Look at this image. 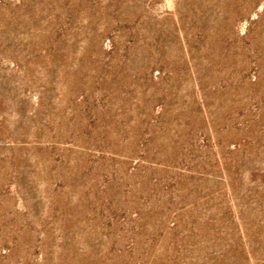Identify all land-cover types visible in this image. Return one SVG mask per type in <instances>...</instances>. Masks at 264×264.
I'll return each instance as SVG.
<instances>
[{"label":"rangeland","instance_id":"obj_1","mask_svg":"<svg viewBox=\"0 0 264 264\" xmlns=\"http://www.w3.org/2000/svg\"><path fill=\"white\" fill-rule=\"evenodd\" d=\"M0 264H264V0H0Z\"/></svg>","mask_w":264,"mask_h":264}]
</instances>
